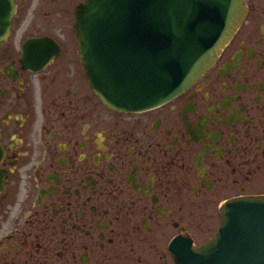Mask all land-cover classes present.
<instances>
[{
    "label": "flooded vegetation",
    "instance_id": "flooded-vegetation-1",
    "mask_svg": "<svg viewBox=\"0 0 264 264\" xmlns=\"http://www.w3.org/2000/svg\"><path fill=\"white\" fill-rule=\"evenodd\" d=\"M81 1L0 0V264H168L172 237L201 245L224 201L264 194V0L196 81L136 112L91 91ZM31 39L55 56L21 60Z\"/></svg>",
    "mask_w": 264,
    "mask_h": 264
},
{
    "label": "water",
    "instance_id": "water-1",
    "mask_svg": "<svg viewBox=\"0 0 264 264\" xmlns=\"http://www.w3.org/2000/svg\"><path fill=\"white\" fill-rule=\"evenodd\" d=\"M8 13L14 5L8 0ZM246 14L244 0H82L71 31L94 96L109 109L136 112L174 98L214 62ZM24 42L21 60L42 66L52 54ZM44 46V47H45ZM216 230L195 246L168 243L172 264H264V194L240 195L219 208Z\"/></svg>",
    "mask_w": 264,
    "mask_h": 264
},
{
    "label": "rangeland",
    "instance_id": "rangeland-1",
    "mask_svg": "<svg viewBox=\"0 0 264 264\" xmlns=\"http://www.w3.org/2000/svg\"><path fill=\"white\" fill-rule=\"evenodd\" d=\"M70 18H71V14H70ZM169 234H171V232H170ZM169 234H168V236H169ZM207 234H209V232H207L204 236H206ZM201 240H202V239L197 240V242H199V241H201ZM168 264H171V261H170L169 256H168Z\"/></svg>",
    "mask_w": 264,
    "mask_h": 264
},
{
    "label": "bare ground",
    "instance_id": "bare-ground-1",
    "mask_svg": "<svg viewBox=\"0 0 264 264\" xmlns=\"http://www.w3.org/2000/svg\"><path fill=\"white\" fill-rule=\"evenodd\" d=\"M40 48H41V47H40ZM40 48H39V49H40ZM34 50H35V48H34ZM36 51H37V50H36ZM44 51H45V50H44ZM32 65H34V64H32Z\"/></svg>",
    "mask_w": 264,
    "mask_h": 264
}]
</instances>
